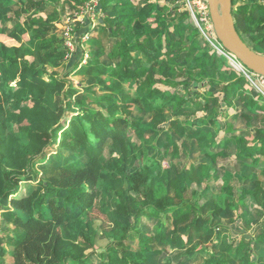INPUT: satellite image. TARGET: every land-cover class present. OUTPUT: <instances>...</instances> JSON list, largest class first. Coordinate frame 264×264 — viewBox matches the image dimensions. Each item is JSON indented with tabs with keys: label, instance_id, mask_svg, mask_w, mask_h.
Instances as JSON below:
<instances>
[{
	"label": "trees",
	"instance_id": "1",
	"mask_svg": "<svg viewBox=\"0 0 264 264\" xmlns=\"http://www.w3.org/2000/svg\"><path fill=\"white\" fill-rule=\"evenodd\" d=\"M90 1L0 0V36L11 41L0 39V264H264V215L244 209L251 196L264 212V96L218 38H204L185 0H100L94 28L75 23L67 61L57 24ZM235 1L237 30L264 54V5ZM72 74L87 80L82 94ZM230 150L237 177L217 166ZM219 179L206 210L193 184L207 182L205 193ZM24 182L36 186L19 196ZM250 217L253 233L236 230Z\"/></svg>",
	"mask_w": 264,
	"mask_h": 264
},
{
	"label": "rangeland",
	"instance_id": "2",
	"mask_svg": "<svg viewBox=\"0 0 264 264\" xmlns=\"http://www.w3.org/2000/svg\"><path fill=\"white\" fill-rule=\"evenodd\" d=\"M136 2H138L139 0H135ZM186 1V0H185ZM245 1H254V0H236L235 1V3H236V5H239V4H242V3H244ZM186 5V4H185ZM186 7H187V5H186ZM187 9H189L188 7H187ZM190 10V9H189ZM77 12V11H76ZM75 12V13H76ZM190 12H191V14H192V18H193V21H194V23L196 24V22H195V19H194V16H193V13H192V11L190 10ZM74 13H72V12H67V13H65V16H64V20H67L69 17H70V15H73ZM95 15V18H94V23H95V25H97V23H98V17H99V15L97 16V14H94ZM197 25V24H196ZM200 29V28H199ZM201 30V29H200ZM202 32V31H201ZM202 35L204 36V38L206 39V37H205V33H203L202 32ZM29 37H30V34L29 33H27V34H25L24 36H23V39L25 40V41H27L28 39H29ZM4 39H6L7 41H9L8 40V37L7 38H4ZM77 50V49H76ZM87 54V53H86ZM74 58V57H73ZM72 58V59H73ZM232 58V57H231ZM231 58H230V63L232 64V62L233 61H231ZM85 59V58H84ZM68 61H70V60H68ZM85 63H87V60L85 59V60H83V62H82V64H85ZM239 63V62H238ZM236 66H237V63H234ZM235 65H234V67H235ZM237 70L238 71H242L241 69H240V67L239 68H237ZM69 78L71 79V80H73V82L75 83V85L77 86V87H79V89H80V91H81V94L84 92L83 90H84V88L87 86V84H88V82H87V80L85 79V78H83L81 75H77V74H72V75H70L69 76ZM249 81V80H248ZM162 86V85H161ZM163 88H165L164 86H162ZM246 88H248V89H250V91H251V93L254 95V97H259V94H261V95H263L264 96V93L261 91L262 90V88H260V87H257L256 85H254V84H251L250 82H249V84L246 86ZM100 90H98V92H99ZM216 92H220V88H217L216 90H215ZM101 92V91H100ZM261 104H264V101H261ZM236 109H230L229 110V113L230 114H234L236 111H235ZM259 113V117H260V119H261V117L263 116V118H264V112H258ZM202 114V113H201ZM210 114V113H209ZM72 115V114H71ZM222 120H224V119H222ZM235 122V127L238 129V130H240V129H245L244 127V121L242 120V119H240V120H236V121H234ZM259 122V121H258ZM225 122L224 121H222V128L223 127H225ZM225 128H223V130L221 131V133H220V136H219V138L218 139H222L223 138V136H224V134H225ZM246 131V130H245ZM247 134H248V136H251L250 134H249V132L247 131ZM250 138V137H249ZM57 144H55V145H52L50 148H49V152H50V154H55L56 153V151H57ZM171 150L172 149H170V150H168L166 153L164 152V150H162V153H163V156L164 157H168V158H170L171 159ZM230 153H231V157L230 158H227V159H224V160H222V161H220V162H218L217 163V166L218 167H220V165L221 166H224V167H228V170H229V173L230 174H232L234 177H237V172H238V169H239V166H238V161H237V159H236V157H235V155H234V152H233V150H230ZM68 154V153H67ZM70 154V153H69ZM197 154H198V152H197ZM78 156H76V158H77ZM158 158V160H160L161 159V156H158L157 157ZM187 161V160H186ZM193 161H195V162H198V161H200V158H194L193 159ZM169 163V162H168ZM167 163L165 162V165H166ZM172 169H171V178L172 177H175L177 174H179V173H181L182 171V161H180L179 159L178 160H174V161H172ZM261 170H262V168H258L257 169V176H258V178H261V180L264 182V175L262 174V172H261ZM206 184H207V182H203L202 184H199V183H194L193 184V188H195L196 190H198V192L200 193V196L198 197V202L200 203V205H202V204H204V203H206V210H212L214 207H215V205H214V201H216L219 197H220V195H218L219 194V191H220V187L224 184V181L222 180V179H219V180H217V181H213V180H211V181H209V184L210 185H214V186H217V190H210V191H208V192H205L204 193V187L206 186ZM234 184H235V186L237 187V189L239 188V186L242 184L241 183V181L239 180V177L234 181ZM36 186V184L35 183H33V182H24V183H22V186H21V190H20V192L18 193V195L19 196H24V195H26V194H29L30 193V191L34 188ZM160 186H161V188L163 189V190H165V192H169V193H171L172 195H174L175 194V191H174V189L171 187V185H170V183H169V180H167V181H165V182H163V183H161L160 184ZM240 189V188H239ZM239 189H238V191H239ZM238 191H236V193H235V200L236 201H238V196H239V193H238ZM223 197L224 196H221V198H220V200H223ZM12 198V197H11ZM246 206H245V210L246 211H248V209L250 210V211H252V212H254V215H253V217L255 218V219H259V221H262V218H263V215H264V212L262 211H259V209H261L257 204H256V202L254 201V199L251 197V196H249L248 197V199H246ZM9 205V202L8 201H6V202H3V204H2V208H4V207H6V206H8ZM261 214V215H260ZM236 216V218H237V216L238 215H235ZM253 217H250L249 219H248V222H246V221H241V220H238L237 221V223L235 224V226H236V230H240V229H244V231H246V233H253L255 230V228H256V222H254V218ZM158 223V221H154V220H149V219H144V224L148 227V229L149 230H152V231H154V228L157 226V230H160V229H163V228H161V227H159V224H157ZM5 224H1L0 225V234L2 233L1 231H2V229H5ZM240 227V228H239ZM261 232V230H259L256 234H259ZM183 235L185 236V233L183 232ZM236 236L237 237H240L241 235L239 234V233H237L236 232ZM6 247H7V249L9 250V251H11L12 250V248L10 247V246H8V245H5ZM158 247H160V248H163V247H167L166 245H164V244H159V245H157ZM168 248V247H167ZM169 250V252H171L172 251V249H168ZM180 258H182V257H177L176 259H175V262H176V260L178 259V260H180ZM183 259H185V260H187L188 259V256H183ZM193 260V262L195 263V264H204V258L203 257H201V256H196L195 258H193L192 259ZM4 264H12V262L11 261H9V260H7L6 262H4Z\"/></svg>",
	"mask_w": 264,
	"mask_h": 264
},
{
	"label": "built area",
	"instance_id": "3",
	"mask_svg": "<svg viewBox=\"0 0 264 264\" xmlns=\"http://www.w3.org/2000/svg\"><path fill=\"white\" fill-rule=\"evenodd\" d=\"M259 1L264 5V0ZM99 5L100 0H91L85 6L80 7V9L76 13L70 15L67 20H64V23L57 24L58 31L65 40V46L67 49V61L71 60L74 57L77 49L75 23L77 21H84L85 19L89 18L91 22L90 27L94 28L96 26L94 23V14H97V16L99 15ZM186 5L192 11L197 26L203 33H205V37L215 45V43L212 41V38H217V36L212 23L208 0H186ZM89 37L90 32L86 33L81 38L83 42H86ZM83 46L85 47V49H87L85 43L83 44ZM86 53L84 58L88 61L89 54ZM84 58L83 60H85ZM241 70V72L245 75L249 82L256 85L257 87L262 88L261 91L264 93V76L257 74L247 69L246 67H242Z\"/></svg>",
	"mask_w": 264,
	"mask_h": 264
},
{
	"label": "water",
	"instance_id": "4",
	"mask_svg": "<svg viewBox=\"0 0 264 264\" xmlns=\"http://www.w3.org/2000/svg\"><path fill=\"white\" fill-rule=\"evenodd\" d=\"M210 15L217 38L238 60L231 58L232 65L264 76V54L257 52L242 38L236 28L233 0H208ZM239 62V63H238ZM235 68H239L235 65Z\"/></svg>",
	"mask_w": 264,
	"mask_h": 264
},
{
	"label": "crops",
	"instance_id": "5",
	"mask_svg": "<svg viewBox=\"0 0 264 264\" xmlns=\"http://www.w3.org/2000/svg\"><path fill=\"white\" fill-rule=\"evenodd\" d=\"M4 38H7V36H5V35H2V36H0V39L1 40H3V41H7L6 39H4ZM9 40V39H8ZM7 42H11V41H7ZM16 43V42H15ZM11 44H13V43H11Z\"/></svg>",
	"mask_w": 264,
	"mask_h": 264
},
{
	"label": "bare ground",
	"instance_id": "6",
	"mask_svg": "<svg viewBox=\"0 0 264 264\" xmlns=\"http://www.w3.org/2000/svg\"><path fill=\"white\" fill-rule=\"evenodd\" d=\"M237 66H238V67H240V65H239V64H237Z\"/></svg>",
	"mask_w": 264,
	"mask_h": 264
}]
</instances>
